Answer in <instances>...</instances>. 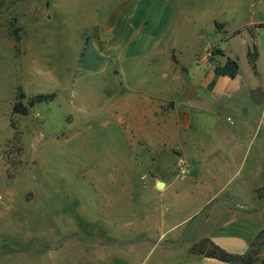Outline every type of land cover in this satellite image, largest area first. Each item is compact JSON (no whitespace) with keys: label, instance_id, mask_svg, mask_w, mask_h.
Returning <instances> with one entry per match:
<instances>
[{"label":"rangeland","instance_id":"1","mask_svg":"<svg viewBox=\"0 0 264 264\" xmlns=\"http://www.w3.org/2000/svg\"><path fill=\"white\" fill-rule=\"evenodd\" d=\"M52 1L49 8L51 0H0V264H111V208L134 213L140 207L156 154L134 129L125 134L111 127L112 85L152 84L161 72L159 54L175 44L177 55L187 58L188 80L230 57L245 81L241 91L264 92V0H138L131 39L113 57L99 55L92 45L91 0ZM255 51L254 69L248 52ZM51 92L52 100L37 103L27 115L13 113L20 94L26 103L34 94ZM243 112L234 111L248 116L246 122L234 114L228 119L241 127L240 134L251 135L243 165L218 174L232 171L235 178L257 176L260 182L264 104H250ZM259 188L255 214L245 216L231 248L240 254L252 251L251 242L264 230V188ZM263 238L254 264H264ZM157 257L159 250L148 264ZM127 258L116 257V264H134L135 258Z\"/></svg>","mask_w":264,"mask_h":264},{"label":"crops","instance_id":"2","mask_svg":"<svg viewBox=\"0 0 264 264\" xmlns=\"http://www.w3.org/2000/svg\"><path fill=\"white\" fill-rule=\"evenodd\" d=\"M114 1L110 11L100 17L98 9ZM137 1L91 0L90 37L99 55H122L131 39L130 18ZM48 6L53 7L52 0ZM176 50L172 44L167 54H159L161 72L152 84L122 80L111 87V127L123 128L125 134L134 129L149 151L156 153L140 207L134 213L111 208V264H116V257L123 261L125 256L135 258L134 264H148L158 250L155 264H233L193 253L190 248L208 237L228 252L240 254L231 248L245 216L255 214V189L264 188V180L257 182V176L249 177L250 190L245 188L247 177L235 178L232 171L229 176H219L221 168H240L250 147L251 135L240 134L241 127L236 129L237 124L228 119L234 114L237 121H248V116L234 111L243 112L253 104L249 99L251 82L246 95L241 91L245 81L240 74L235 78L216 76L211 67L207 74L200 73L201 78L194 72L188 80L184 74L187 58ZM193 55L194 61H202ZM163 56L167 58L162 65ZM238 94V101H233ZM179 154L197 161H191L193 169L185 181L177 179ZM256 168L261 175L263 166ZM234 180L236 186L232 187ZM158 182H163L162 188Z\"/></svg>","mask_w":264,"mask_h":264},{"label":"trees","instance_id":"3","mask_svg":"<svg viewBox=\"0 0 264 264\" xmlns=\"http://www.w3.org/2000/svg\"><path fill=\"white\" fill-rule=\"evenodd\" d=\"M217 26L222 24L216 23ZM15 38L18 40V35L16 34V30L14 32ZM248 59L251 66L256 68L257 54L256 51L254 53L248 52ZM239 73V63L236 59H232L230 57L227 58L224 64L217 65L215 67V75H227L231 78H235ZM56 96L55 92L51 93H37L27 99V102H23V98L25 95L20 94V99L17 100L13 105V113L14 114H22L27 115L31 108H33L37 103H41L44 101L52 100ZM13 122L11 125L13 126ZM262 196V195H261ZM264 237V230L258 232L254 240L251 242L250 248L252 251L244 253V254H235L228 252L224 248L215 244L211 241L210 238H203L201 241L193 245L190 250L191 252L206 254L210 257L218 258L222 261L231 262L233 264H254L257 259L254 254L258 252L259 246H257V242ZM264 241V238H263Z\"/></svg>","mask_w":264,"mask_h":264},{"label":"built area","instance_id":"4","mask_svg":"<svg viewBox=\"0 0 264 264\" xmlns=\"http://www.w3.org/2000/svg\"><path fill=\"white\" fill-rule=\"evenodd\" d=\"M176 170H177L178 179L181 181L187 180L188 177L191 175L192 165L186 156L182 154L177 155Z\"/></svg>","mask_w":264,"mask_h":264},{"label":"water","instance_id":"5","mask_svg":"<svg viewBox=\"0 0 264 264\" xmlns=\"http://www.w3.org/2000/svg\"><path fill=\"white\" fill-rule=\"evenodd\" d=\"M249 99L255 105H258V106L263 105L264 104V92L259 88L252 89V91L250 92ZM171 105H173V103H171ZM157 186L159 188H162L163 182H158Z\"/></svg>","mask_w":264,"mask_h":264}]
</instances>
